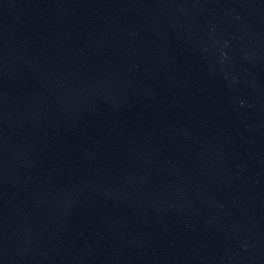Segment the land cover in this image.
Returning <instances> with one entry per match:
<instances>
[{
	"label": "water",
	"instance_id": "1",
	"mask_svg": "<svg viewBox=\"0 0 264 264\" xmlns=\"http://www.w3.org/2000/svg\"><path fill=\"white\" fill-rule=\"evenodd\" d=\"M0 264H264V0H0Z\"/></svg>",
	"mask_w": 264,
	"mask_h": 264
}]
</instances>
